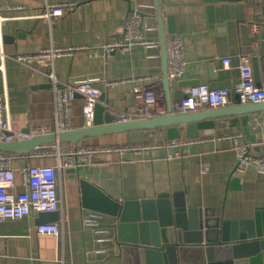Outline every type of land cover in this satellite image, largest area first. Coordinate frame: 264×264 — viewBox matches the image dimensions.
<instances>
[{
  "label": "crops",
  "instance_id": "obj_1",
  "mask_svg": "<svg viewBox=\"0 0 264 264\" xmlns=\"http://www.w3.org/2000/svg\"><path fill=\"white\" fill-rule=\"evenodd\" d=\"M151 0H0L1 4L24 6V10L5 12L2 23L4 48L11 56L35 54L50 45L49 23L38 18L47 3L66 5L63 19L53 22L61 30L72 33L67 45L76 50L60 58L55 73L62 84L85 76H104L103 80L117 82L107 90L103 103L129 121L167 115L174 104L169 88L180 82L194 86L213 79L233 88L240 74L236 65L239 57H252V47L247 38H242L240 22L255 20L264 0H242L210 3L208 0H160L164 17L167 42L178 37L182 39L189 65L179 83L170 81L165 85L161 38L158 24L150 21L144 34L158 46L152 49L135 47L127 53L104 52L102 46L122 37L132 8ZM156 7V0H152ZM237 4H244L245 12L239 14ZM213 7V23L210 21V7ZM259 46V42L257 43ZM234 52V69L223 70L222 60L228 51ZM253 61V59H252ZM1 64V61H0ZM254 77L259 84L264 81V54H258L257 70L253 61ZM102 81V80H100ZM45 87L26 91L32 86ZM0 86L7 96L10 117L14 128L26 132L34 119L54 117L56 99L48 78L32 71L14 60H7L0 70ZM233 93V91L231 92ZM236 95V94H235ZM237 96V95H236ZM236 101V102H235ZM84 102L72 101L69 114L73 130L87 125L83 113ZM243 105L239 98L231 99L227 107ZM128 121V122H129ZM252 133H264V114L250 117ZM180 127V126H178ZM64 130L62 121L56 119L54 132ZM243 134L242 124L232 125L228 118L216 120L213 130L200 131V138L183 149L180 159H167L166 149H153L135 157L127 153H103L97 156L93 165L81 166L77 177H70L63 169L59 173V195L61 234L58 239L39 237L35 232L40 224V214L27 221H8L0 226V264H106L107 245L90 217L97 214L84 208L80 190V178L101 188L114 200H145L158 194L185 192L189 207H223L226 219H250L257 210L264 209V175L250 169L245 173L236 171L239 156L235 142L231 139L218 140L225 135ZM181 139L186 130L180 131ZM244 135V134H243ZM245 138V137H244ZM152 144L168 139L164 129L151 131ZM129 144L128 133H111L87 139L88 146H122ZM264 145V144H263ZM252 153H257L252 146ZM264 155V148L263 153ZM66 162V158H63ZM210 165L207 174L202 173L203 164ZM53 157H32L22 154L11 164L13 169L31 166H55ZM14 178L11 170L0 172V184ZM87 211L88 217L84 215ZM93 213V214H92ZM83 216L88 218V221ZM50 246L55 259H39L40 246ZM108 264H122L121 259L110 258ZM114 261V262H113ZM136 264V263H135Z\"/></svg>",
  "mask_w": 264,
  "mask_h": 264
},
{
  "label": "built area",
  "instance_id": "obj_2",
  "mask_svg": "<svg viewBox=\"0 0 264 264\" xmlns=\"http://www.w3.org/2000/svg\"><path fill=\"white\" fill-rule=\"evenodd\" d=\"M146 1V0H145ZM132 15H129L125 30L121 38L102 46L104 52L127 53L135 47H152L156 45L153 39L147 37L148 23H157L156 7L152 3L138 5ZM236 8L240 15L245 12L244 4H237ZM25 7L15 4L0 3V29L2 23L7 20L3 15L5 12L24 10ZM66 14V5L47 3L38 18L47 20L49 23L50 45L35 54H22L16 57L11 56L4 48L2 34L0 33V70H4L7 60H14L18 64L31 69L34 72L44 74L55 94L56 113L55 116L34 119L29 122V131L22 132L14 128L6 94L0 86V142H22L32 140L35 137L54 133V122L56 119L62 121L64 130H73V121L69 114V104L72 101L84 102L83 113L87 125L93 123L94 108L98 103H103L107 90L114 87L117 82L102 80L92 83H81L77 85L62 84L55 73L56 62L66 56L73 54L76 50L67 45L72 38V33L61 30L53 25L54 21L63 19ZM145 16V17H144ZM169 61V78L174 83H179L184 78L189 61L186 58L182 39L174 37L167 42ZM235 54L229 50L223 58V70L234 69L233 58ZM240 77L233 88H229L220 80L213 79L194 86H172L170 95L174 104L173 111L176 114H186L226 107L229 103L231 92L235 93L242 104L264 103V81L256 82L253 70V61L250 56L239 57L236 65ZM131 117L124 116L123 121H129ZM231 139L235 142V151L239 156L236 171L245 173L250 169L256 170L264 175V155H257L251 152L252 144L247 142L243 134L225 135L218 137V140ZM194 140H167L163 143H136L122 146H82L63 142H52L39 147L31 153L32 157H53L57 160L55 166H25L13 169L11 164L22 154H11L0 152V172L11 170L14 178L0 184V226L8 221H27L35 215L43 212L60 211L62 199L59 195V173L69 167L81 168L85 165H93L97 156L103 153L118 152L125 157L127 153L135 157L153 149H166L167 159H180L183 157L185 146L193 144ZM264 144V142H263ZM66 158V162H63ZM210 165H202V173L207 174ZM84 211V210H83ZM90 213V212H89ZM84 211V215L89 214ZM93 214V213H92ZM93 226L98 229L103 242L113 243V236L116 228V219L106 215L94 214ZM83 216L86 221L88 218ZM35 232L39 237H53L58 239L61 234L59 223L38 224ZM107 245V244H106ZM108 248V245H107ZM108 250V249H107ZM39 259L51 261L55 259L50 246H40Z\"/></svg>",
  "mask_w": 264,
  "mask_h": 264
},
{
  "label": "water",
  "instance_id": "obj_3",
  "mask_svg": "<svg viewBox=\"0 0 264 264\" xmlns=\"http://www.w3.org/2000/svg\"><path fill=\"white\" fill-rule=\"evenodd\" d=\"M208 1L237 3L242 0ZM134 11L130 4L128 15ZM209 11L213 23L212 6ZM156 19L161 38L165 85L169 86L166 29L160 0H156ZM239 24L241 37L247 38L252 47L255 74L258 76V54H264V4H261V11L254 21ZM103 79L102 75L85 76L71 83L77 85ZM188 84L179 83L180 86ZM43 87L32 86L26 93L31 94ZM168 92L170 96V88ZM236 98L235 94H230L229 101ZM254 114H264V103L186 114H176L170 107L167 115L128 122L123 121L124 117L113 112L107 104L98 103L94 108L91 126L56 131L28 141L0 142V152L30 155L39 147L52 142L85 146L87 139L123 132L128 133L129 144L148 143L152 140L153 129L166 130L169 140L181 139L180 131L186 130V138L195 140L200 138V131L215 129L216 120L228 118L233 126L242 124L245 140L262 155L264 133L253 134L249 125L250 117ZM64 172L73 178L79 175L78 169L74 167L66 168ZM79 184L84 208L116 219L113 243H105L108 245L106 264L107 260H112L110 258L121 259L122 264H264V209L257 210L250 219H226L223 207H189L185 192L162 193L145 200L117 201L85 177L81 176ZM40 216V224L57 223L60 212H43Z\"/></svg>",
  "mask_w": 264,
  "mask_h": 264
}]
</instances>
